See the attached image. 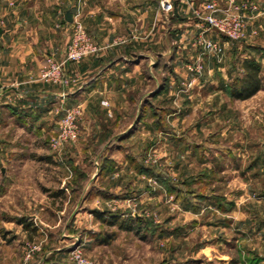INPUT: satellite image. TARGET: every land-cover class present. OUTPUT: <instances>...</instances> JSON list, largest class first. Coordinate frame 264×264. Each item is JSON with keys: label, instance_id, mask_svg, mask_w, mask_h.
I'll return each instance as SVG.
<instances>
[{"label": "rangeland", "instance_id": "374dc122", "mask_svg": "<svg viewBox=\"0 0 264 264\" xmlns=\"http://www.w3.org/2000/svg\"><path fill=\"white\" fill-rule=\"evenodd\" d=\"M157 13L153 36L124 27V48L64 67L78 93L120 55L122 79L66 98L38 137L0 128V264H264V86L232 94L253 54L264 83L249 46H264V19L244 13L239 40L212 32L215 53L191 28L182 47ZM84 20L66 23L70 40L78 22L98 44ZM69 110L78 136L55 146Z\"/></svg>", "mask_w": 264, "mask_h": 264}, {"label": "crops", "instance_id": "0c3cea01", "mask_svg": "<svg viewBox=\"0 0 264 264\" xmlns=\"http://www.w3.org/2000/svg\"><path fill=\"white\" fill-rule=\"evenodd\" d=\"M191 1L192 6L202 2ZM159 8L157 0H0V17L4 21L3 25L0 24V85L3 88L0 95V128L15 125L19 129L15 131L21 132L22 128H26L28 134L38 137L40 129L48 127L46 121L51 119L50 115L62 108L66 98L76 101L84 95L94 94L104 85L109 86L122 79L127 73L126 65L121 66L122 62L125 63L123 56L111 58L109 54V61H102L106 62V66L96 78L78 88L82 89L78 93L62 84L40 79L39 71L48 53L58 60L64 58L70 42L68 24L76 20L79 14L85 15L88 29L96 32L93 36L101 46L99 54H104L117 52L126 46L114 41L124 27L134 38L141 35L139 31L142 27L148 25L150 29H146V36H153L156 27L160 26L157 21ZM177 10L178 15L174 13L166 17L165 21L170 26L171 35L174 32L181 35L180 43L185 47L188 32L191 29L198 32L199 28L195 20L191 21L186 16L192 14L189 4L180 1ZM67 12L70 13L71 21L66 19ZM251 14L252 17L247 18V27L250 23L254 26L255 21L264 19V4L258 5ZM249 46L253 52L258 48L259 55L261 52L264 54L263 44L252 43ZM157 54L164 55L160 52ZM253 58L260 61L254 54ZM134 66L137 67V62ZM261 66L263 68V64ZM156 89L158 87L153 92Z\"/></svg>", "mask_w": 264, "mask_h": 264}, {"label": "built area", "instance_id": "2783aa9c", "mask_svg": "<svg viewBox=\"0 0 264 264\" xmlns=\"http://www.w3.org/2000/svg\"><path fill=\"white\" fill-rule=\"evenodd\" d=\"M180 1L190 5L195 24L199 28L193 43L206 51L215 53L221 52L222 48L220 41L214 38L212 32L223 35L228 40L241 39L245 34L244 13L247 14L249 10L253 11L257 8L251 2L239 4L238 0H203L197 6H192L191 0H158V3L161 12L169 17L174 14ZM0 24H4L1 17ZM100 49L101 46L93 42L85 28L77 22L74 24L72 37L64 58L61 60L52 56L46 58L40 68L39 77L48 83L68 85L72 78L66 76L65 64L80 61L86 55L96 53ZM2 90L0 85V95ZM77 113L76 110H69L61 119L59 132L53 139L55 146L78 136V127L75 122Z\"/></svg>", "mask_w": 264, "mask_h": 264}, {"label": "trees", "instance_id": "16d2710c", "mask_svg": "<svg viewBox=\"0 0 264 264\" xmlns=\"http://www.w3.org/2000/svg\"><path fill=\"white\" fill-rule=\"evenodd\" d=\"M243 66L245 74L239 78L238 87L232 92L233 96L239 98H247L264 86L260 76V64L255 58L245 60Z\"/></svg>", "mask_w": 264, "mask_h": 264}, {"label": "water", "instance_id": "95a60500", "mask_svg": "<svg viewBox=\"0 0 264 264\" xmlns=\"http://www.w3.org/2000/svg\"><path fill=\"white\" fill-rule=\"evenodd\" d=\"M174 13H175L176 15H178V10H177V8H175ZM66 19L69 20V21H71V16H70V13H69V12H67ZM1 31H2V28H0V34H1Z\"/></svg>", "mask_w": 264, "mask_h": 264}]
</instances>
